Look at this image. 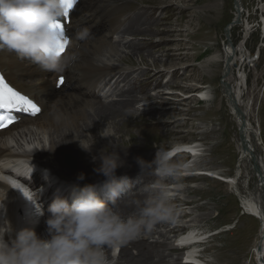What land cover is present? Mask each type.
Listing matches in <instances>:
<instances>
[{
  "label": "rangeland",
  "instance_id": "374dc122",
  "mask_svg": "<svg viewBox=\"0 0 264 264\" xmlns=\"http://www.w3.org/2000/svg\"><path fill=\"white\" fill-rule=\"evenodd\" d=\"M239 1L242 4L241 17L236 16L237 0H172L171 3L162 2L160 4H155L154 0H128L134 6L128 17L132 18L141 13L143 27L147 26L155 30L137 34L128 33L125 30L128 27V21H126L110 36L119 49L115 60L119 62L126 59V65L131 67L130 74L133 72L134 74L127 80L129 84L127 81L122 83L118 92L114 96L112 95L113 97L109 98L111 94L109 89L112 83L107 88L102 85L98 90L102 101L116 98L120 90L128 89L129 85L131 87L134 85L135 91L143 97L136 104L139 112H143L145 107H156L158 113H146L144 115L146 126L140 131L134 130L133 133H119L111 126L110 121L100 120L96 129L95 141L99 142L102 137L106 136L104 138L114 145L115 141L132 142L138 139V142L148 147V151L155 153L156 157L160 149L175 147L179 143L197 145L200 149L199 156L189 157L186 153H180L185 157L177 159L179 161L175 159L169 161L178 166L176 163L184 160L183 162L187 165L191 164L195 168L212 169L219 174L236 178V182L231 183L203 175L205 178H190L176 184H165L166 189L172 190L168 192L169 196L166 201L171 202L166 206L171 209L172 218L165 220L166 224L163 226L156 224L146 234L149 236V243L156 240L173 243V249L161 247L160 250L169 254L168 260H177L179 264H187V262H184L181 243L174 241L175 237L173 236L187 234L191 231H188L190 228H196L202 234L204 239L198 246V257L205 259L208 264H234L236 254L233 251L226 250L225 255L227 256H223L218 249L223 244L229 243L241 230H246L247 237L245 236L242 244L243 252L240 264H259L255 255V247L258 238H260L261 223L257 218L248 214L237 189L246 192L252 189L253 192L259 194L261 180L255 165H252L250 160L256 161L255 163L264 170V122L262 121L264 107V30L262 26L264 0ZM209 20L217 21L218 24L210 27L207 25ZM232 24L234 29L228 36L226 31ZM135 26L136 23L133 24V27ZM95 28L97 30L91 28L87 31L85 41L88 36L97 38L106 32H111L107 29L109 27L103 23L101 29L100 26ZM209 31L211 35L207 38L205 36ZM122 36L125 37L123 41H121ZM129 42L136 43L130 47ZM226 42L233 47L235 52V55L232 54L233 64L228 72H225V63L222 58L225 56ZM210 46L214 47L212 51L205 52ZM213 53L218 55L217 59L220 64L217 67L207 63V59ZM142 55H145L150 61L154 57L160 58V66L159 69L157 68V70H161L160 74H151L141 80L138 79V71L147 69V65L142 61ZM151 67L155 69L153 65ZM213 70H216L215 74ZM226 82L229 83L237 96L242 97L239 102L241 111L247 118L252 116L251 123L255 141L251 146V151L255 150V154L250 153V159L245 162L246 158H242L240 142L237 137L240 131L237 117L223 90ZM197 86H202L203 90L208 93L207 99L202 100V95L197 93L201 87ZM184 92L193 95L186 97ZM154 100L157 102L154 103ZM23 131V128L13 131L9 142L12 149L22 152L24 148L49 147L48 134L34 130L37 138L32 143H28L19 137ZM133 135L136 138H133ZM14 137L20 138L19 140L22 142H16ZM32 137L34 136L32 135ZM4 139V137H0V141ZM120 150L124 152L128 149H116L113 156L115 157L117 154L120 156L122 154ZM74 155L73 157H76ZM54 156L64 160L63 154H60L59 157H57L58 155ZM21 163V161L17 162L19 166ZM64 167L65 170H61L62 172L76 173L69 163H65ZM176 169L178 173H184L183 170ZM87 172L89 175L91 174L90 170H86ZM183 176L188 175L179 174L178 178ZM129 177L131 180L133 179L132 176ZM58 178L68 180L61 176ZM158 181L153 183L151 180H143L141 183H135L133 188L144 187L143 190L152 192L150 195L154 197L156 189L160 187ZM169 182L172 180L165 181V183ZM125 197L128 198V195ZM175 199L181 201L174 202ZM178 204L179 206H175ZM7 208V203L0 202V214H2L0 223L7 219ZM37 215L36 220L34 217L28 218L32 221H27L24 218L27 223L21 220L23 223L20 226L17 224V228L19 227L20 230L29 227L33 224L32 222L39 223L42 217L40 211ZM14 229L17 230L16 227ZM160 230L166 235L163 236ZM221 232L223 233L219 234ZM130 249L134 254L136 253L135 248L130 246ZM120 251L121 248L109 251L111 257H114V261L120 257L118 255Z\"/></svg>",
  "mask_w": 264,
  "mask_h": 264
},
{
  "label": "bare ground",
  "instance_id": "6f19581e",
  "mask_svg": "<svg viewBox=\"0 0 264 264\" xmlns=\"http://www.w3.org/2000/svg\"><path fill=\"white\" fill-rule=\"evenodd\" d=\"M154 2L155 4H160L162 2L171 3L172 0H154ZM214 5H217V3H214ZM133 8L134 6L130 4L128 0H82L69 24L70 33H75L74 35L77 36L78 39L67 48L65 54L61 57L63 63L66 65L62 71L47 70L30 58L21 57L15 51L7 48H0V66L8 82L19 91L30 96L40 107L39 113L26 116L22 120L0 131V137L5 138L0 141V202L8 204L6 220L11 223L13 228L16 227V231H19L17 224L20 226L21 223H23L21 221L23 218L31 219L34 217L36 220L38 217V210L30 206V208H32L31 214L27 213L24 197L15 194V190L7 181V175L16 176L19 172L21 176L30 175L34 170H37L35 162L40 163L44 168L43 170L38 168V171H35L33 176H35L34 179H37L30 185L33 187L40 185L33 199L38 203L40 209L42 208L44 211L43 222H46L48 218L46 217L48 215L46 212H48L49 201L46 202L45 200L52 201L56 195L63 191L62 188L59 192H55V190L48 188L53 187L57 189L61 186V183H56L58 176L68 179L67 181L71 180L75 184H79L76 185V187L79 186L82 188V186L87 183L96 185L97 192L103 197V185L107 178L100 177L104 175L97 173L96 169L101 165V155L110 154L113 156L114 151L120 148H127L128 150L124 152L120 150L122 154L119 157L124 163L122 167L116 170V176H132L133 179L126 190L128 194H126L127 192L122 194V199L118 202V211L125 217L138 216L140 209L145 206V202L153 197L150 195L152 192L149 193L143 190L144 187L141 189H139V186H136L135 189L133 187L135 183H141L143 180H151L153 183L159 180L158 175L155 173L156 166L154 164H145L142 170L138 163L139 159L152 163L156 159L155 153H150L148 147L143 146L141 142H138V139L132 142L115 141L114 145L104 137H102L99 142L95 141L97 137L96 129L98 128L100 120L110 121L111 126L119 133H133L134 130L140 131L146 126L147 122L144 121V115L146 113H158V108L156 107H145L143 112H139V108L136 107V104L139 103L143 97L138 95L134 85L133 87L129 85L128 89L120 90L119 95H117L118 97L110 100L107 99L106 101H102L97 93L98 87L104 85L106 86L104 88H107L112 83L109 89L111 93L109 98L113 97L120 89L119 86L129 80L134 74V72L130 74L129 71L131 67L126 65V59H122L119 62L115 60V57L119 54V49L110 38L112 32L119 29L122 23L126 21H128V27H126L125 30L128 33L137 34L138 32H154L155 30L147 26L143 27L141 13L129 18L128 14ZM215 10L216 12L218 11L217 9ZM241 10L242 4L237 0V17H241ZM217 13H219V11ZM262 22L264 30V17L262 18ZM102 23L107 25L109 27L107 29L111 32H106L97 38L88 36L85 41L87 31L91 30V28L97 30L95 28L96 26H100L101 29ZM135 23L136 26L133 27ZM217 24V21L214 20H209L207 22V25L210 27ZM233 29L234 26L232 24L230 25V29L226 31L228 36ZM210 35L211 32L209 31L205 37L208 38ZM124 38L125 37L122 36L121 41H123ZM135 43L129 42L128 45L131 47L134 46ZM225 45V56L222 58L225 63V72H228L233 64L232 54L235 55V52L230 44L226 42ZM213 48V46H210L205 52L212 51ZM217 56L216 53H213L212 56L207 59V63L214 67L219 66L220 63ZM159 60L160 58L154 57L150 61L145 55H142V61L147 65V69L138 71V79L141 80V78H146L151 74H160L159 71L161 70H157L160 66L161 60ZM152 65L155 69L151 67ZM213 73L215 74L216 70H213ZM59 74H62V76L66 75V80L62 86L57 87L55 81L61 76ZM131 81L132 79L130 83ZM227 82L223 90L237 117L238 126L240 127L237 137L240 142L239 145L242 158H246L244 159L245 162L250 159V153L255 154V150L251 151V146L254 145L255 141V134L253 133L251 123L252 116L247 118L241 111L239 102L242 97L237 96ZM197 87H201V90L197 93L202 95V100L207 99L208 93L203 90L202 86ZM236 91L238 92V90ZM184 94L186 97L193 95L189 92H184ZM156 102L157 100H154V103ZM262 121L264 122V107L262 110ZM18 128L24 129V131L19 134V137L28 143H32V141L37 138L35 136L37 134L34 130H39L42 134H48L49 147H43L41 149L24 148L22 152L12 149L9 146L10 137H12L13 131ZM32 135L34 137H32ZM132 137L136 138L135 135ZM13 139L16 142L21 141L19 140L20 138L14 137ZM86 141L89 144H86ZM80 142L88 150H85ZM181 149L187 150L186 154H188L189 157H197L200 155V149L197 145L185 142L179 143L175 147L160 149V152L162 155L167 153L169 160H177L185 157V155L180 153L173 155V153ZM60 154L64 155V160L55 158L54 155H58L57 157H59ZM73 155L76 157H73ZM21 157H28L27 159L29 161L34 157V168H32V166H30V168L24 166L22 169L23 164H20L21 166L13 165L14 173L10 172L9 164L6 162L14 164V162L21 159ZM53 160L56 162L54 163ZM183 161L181 162L180 160V162L176 164H178V166L182 165L181 170L188 176L172 180V182L169 183L164 182L165 184H176L181 180L205 178L208 176L217 178L223 182H236V178L219 174V172L212 169L203 170L195 168V166L191 164L187 165ZM250 161L252 165H255L256 171L259 174V179L261 180L260 193L257 194V192H253L252 189H248V192L238 189L237 191L242 197L248 214L257 218L261 223L260 238H258L255 247V255L258 263L264 264V170L259 164L257 165L255 163L256 161H253V159ZM38 163L37 165L39 166ZM65 163H69L76 173L72 171H69V173L62 172L61 170H65ZM30 164L32 165V163ZM86 170H90L91 174L89 175L88 172L86 173ZM184 173L179 172L181 175ZM81 174L85 177L83 180L78 179ZM98 177L99 179H97ZM14 186H16V189H19L18 185ZM44 187L48 189L43 192L42 196L41 189ZM66 188V192L71 195L73 188L68 185H66ZM156 190L158 191V189ZM167 191L171 192L172 190L167 188ZM125 195H128V198H126L127 196L125 197ZM25 196L28 195L26 194ZM176 201L180 202L181 200L175 199L174 202ZM169 203L171 202H166V204ZM175 206H179V204ZM19 207H22L25 216L20 215L18 212ZM0 216H2V214H0ZM25 223L27 222L25 221ZM157 224L163 226L166 224V221L163 220ZM31 225L26 228H30ZM188 231L187 234L173 236L175 237L174 241H179L181 243L185 262L208 264L205 259L198 257V246L203 242L201 240L204 239L202 234H200L196 228H190ZM245 231L246 230H241L229 243L223 244L218 249L223 256H227L225 255L227 251H233L236 254L234 264H240V258L243 252L242 244L244 243V238L247 237ZM160 233L163 236L166 235L163 234L162 230H160ZM222 233L223 232L219 234ZM7 238L8 236H6V239ZM173 245L174 244L169 241L160 242L159 240L149 243V236L145 233L137 240L122 247L120 254H118L120 257L116 261L113 260L114 257H111L110 250H108L107 254L113 264H179L177 260H168L167 257L169 254L167 255L160 250L161 247H170L173 249ZM130 246L136 249L135 254L133 250L130 249Z\"/></svg>",
  "mask_w": 264,
  "mask_h": 264
},
{
  "label": "clouds",
  "instance_id": "9594fccd",
  "mask_svg": "<svg viewBox=\"0 0 264 264\" xmlns=\"http://www.w3.org/2000/svg\"><path fill=\"white\" fill-rule=\"evenodd\" d=\"M63 11L61 0H0V48L30 58L47 70L62 71L66 65L61 57L49 58L44 50L53 44L49 25ZM123 163L118 154L101 155L96 171L107 178L103 197L93 184L74 187L70 201L56 195L48 207L47 237L31 228L16 231L7 220L0 223V264H113L108 250L125 247L157 223L171 219L164 182L178 179L179 173L168 154L159 150L152 163L138 160L142 170L145 164L156 166L160 185L138 216L125 217L118 211V202L132 183L126 175L116 176ZM84 178L83 174L78 177ZM40 214L44 215L42 208Z\"/></svg>",
  "mask_w": 264,
  "mask_h": 264
},
{
  "label": "snow or ice",
  "instance_id": "6c2138e0",
  "mask_svg": "<svg viewBox=\"0 0 264 264\" xmlns=\"http://www.w3.org/2000/svg\"><path fill=\"white\" fill-rule=\"evenodd\" d=\"M79 0H61L64 5L63 14L49 25L53 32V44L50 48L45 49V55L49 58L62 57L68 47V24L71 11L78 4ZM64 77L59 76L55 83L57 87L64 84ZM13 110L28 111L35 115L39 113L40 108L26 95H22L15 90L6 81L3 74H0V128L5 127L14 120L11 115Z\"/></svg>",
  "mask_w": 264,
  "mask_h": 264
},
{
  "label": "built area",
  "instance_id": "2783aa9c",
  "mask_svg": "<svg viewBox=\"0 0 264 264\" xmlns=\"http://www.w3.org/2000/svg\"><path fill=\"white\" fill-rule=\"evenodd\" d=\"M263 258V257H262Z\"/></svg>",
  "mask_w": 264,
  "mask_h": 264
},
{
  "label": "water",
  "instance_id": "95a60500",
  "mask_svg": "<svg viewBox=\"0 0 264 264\" xmlns=\"http://www.w3.org/2000/svg\"><path fill=\"white\" fill-rule=\"evenodd\" d=\"M235 22V21H234Z\"/></svg>",
  "mask_w": 264,
  "mask_h": 264
}]
</instances>
